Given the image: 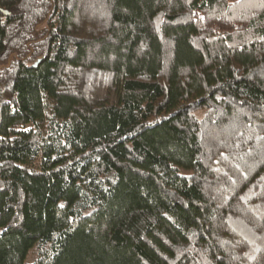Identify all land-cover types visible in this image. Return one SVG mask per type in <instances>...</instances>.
<instances>
[{"label":"trees","instance_id":"1","mask_svg":"<svg viewBox=\"0 0 264 264\" xmlns=\"http://www.w3.org/2000/svg\"><path fill=\"white\" fill-rule=\"evenodd\" d=\"M0 264H264V0H0Z\"/></svg>","mask_w":264,"mask_h":264},{"label":"rangeland","instance_id":"2","mask_svg":"<svg viewBox=\"0 0 264 264\" xmlns=\"http://www.w3.org/2000/svg\"><path fill=\"white\" fill-rule=\"evenodd\" d=\"M197 115L201 116L203 113H204V110H198L195 112ZM182 173H188L187 170H184L182 169L181 170ZM36 258V252H35V249H32L29 254H28V257H27V262L28 263H31L34 261V259Z\"/></svg>","mask_w":264,"mask_h":264}]
</instances>
